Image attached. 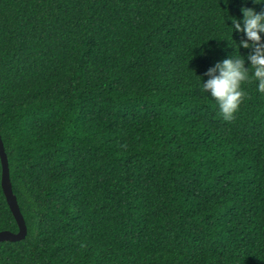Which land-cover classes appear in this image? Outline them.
Returning a JSON list of instances; mask_svg holds the SVG:
<instances>
[{"label":"trees","instance_id":"trees-1","mask_svg":"<svg viewBox=\"0 0 264 264\" xmlns=\"http://www.w3.org/2000/svg\"><path fill=\"white\" fill-rule=\"evenodd\" d=\"M242 6L0 0V264H264V94L224 121L198 77Z\"/></svg>","mask_w":264,"mask_h":264},{"label":"clouds","instance_id":"clouds-1","mask_svg":"<svg viewBox=\"0 0 264 264\" xmlns=\"http://www.w3.org/2000/svg\"><path fill=\"white\" fill-rule=\"evenodd\" d=\"M256 4L264 5V0H253ZM242 17L237 19L230 16L231 26H228L229 39L234 42V51L230 56L215 62L208 67L201 78V90L210 96L217 106L219 116L224 121H232L246 96L243 85L253 80L257 92L264 94V8L260 11L242 6ZM233 31L242 33L243 37L237 43L232 38ZM251 49L245 56L239 48ZM201 54H204L203 52ZM245 60L248 66H245Z\"/></svg>","mask_w":264,"mask_h":264},{"label":"water","instance_id":"water-1","mask_svg":"<svg viewBox=\"0 0 264 264\" xmlns=\"http://www.w3.org/2000/svg\"><path fill=\"white\" fill-rule=\"evenodd\" d=\"M0 159L2 164V180L1 185L6 197L7 203L11 209V212L17 222L18 232L14 233L11 231L0 232V243L1 242H17L23 240L27 235V225L24 216L20 210V206L16 195L13 192L12 182L10 178V168L8 156L5 151L4 143L0 134Z\"/></svg>","mask_w":264,"mask_h":264}]
</instances>
